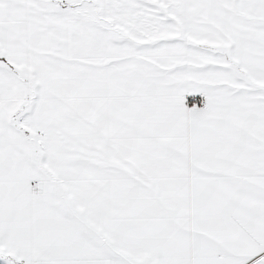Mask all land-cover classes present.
<instances>
[{"label": "snow or ice", "instance_id": "6c2138e0", "mask_svg": "<svg viewBox=\"0 0 264 264\" xmlns=\"http://www.w3.org/2000/svg\"><path fill=\"white\" fill-rule=\"evenodd\" d=\"M0 264H264V0H0Z\"/></svg>", "mask_w": 264, "mask_h": 264}]
</instances>
